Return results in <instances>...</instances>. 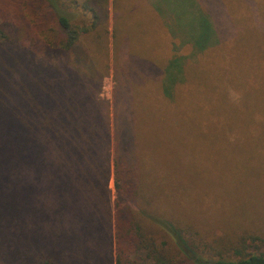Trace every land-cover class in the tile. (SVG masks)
I'll return each instance as SVG.
<instances>
[{
    "label": "trees",
    "instance_id": "obj_1",
    "mask_svg": "<svg viewBox=\"0 0 264 264\" xmlns=\"http://www.w3.org/2000/svg\"><path fill=\"white\" fill-rule=\"evenodd\" d=\"M41 1L57 34L53 43L46 42V35L43 40L57 59L36 66L30 64L34 58L12 55L13 68H25L26 73L14 70L18 76L10 75L0 108V118H5L0 123V172L8 178L6 185H0V205L5 201L7 211L0 206V212L8 218V236L12 238L14 231L28 243L26 248L37 252L52 248L61 258L57 262L50 252L35 264H65L63 259L66 264H85L84 253L89 254L87 264H264L260 248L264 234L207 241L188 218L175 216L193 214L188 205L176 202L179 185L163 190L140 176L136 158L142 123L133 51L122 55L121 69L119 62L114 69L112 105L99 94V63L87 61L98 55H81L89 53L86 47L94 53L101 46L98 29L107 0L75 2L90 21L72 19L58 0ZM209 1L187 0L184 8L180 0H153L152 12L165 20L182 45L192 47L194 55L203 54L223 45L221 25L208 9ZM245 2L252 8L253 28L264 37L260 5L256 0ZM33 15L42 22L40 13ZM104 16L108 18V13ZM105 32L110 33L108 27ZM122 41L125 49L131 48L127 30ZM170 71L157 75L159 89L150 95L161 118L179 107L183 96L184 79L171 84ZM229 100L238 104L240 91L231 90ZM112 171L114 205L108 186ZM101 242L104 250L98 249Z\"/></svg>",
    "mask_w": 264,
    "mask_h": 264
},
{
    "label": "rangeland",
    "instance_id": "obj_2",
    "mask_svg": "<svg viewBox=\"0 0 264 264\" xmlns=\"http://www.w3.org/2000/svg\"><path fill=\"white\" fill-rule=\"evenodd\" d=\"M58 1L72 19L91 20L74 6L76 1L82 3L83 0ZM144 1L107 0L104 15L107 12L108 18L103 15L98 29L101 46L94 53L86 47L89 53L81 54L98 55L90 56L87 61L93 59L99 63L101 99L113 104L114 69L117 62L121 65L125 58L122 55L133 51L142 123L136 162L142 179L156 182L163 190L179 185L176 202L188 205L193 214L175 213V216L188 218L207 241L222 237L235 240L242 233L262 236L264 37L253 28L251 6L245 0L209 1L211 8L208 9L216 13L217 24L221 25L223 45L194 55L192 47L182 45L179 38L171 35L165 20L161 22L153 14V0ZM256 2L264 19V0ZM187 4V0H180L181 7ZM45 8L41 0H0V108L6 101L5 89L10 75L18 76L14 70L26 73L25 68H13L12 55H23L25 60L34 58L30 64L36 66H48L57 59L53 48L43 40L46 35V42L53 43L57 35L56 31L52 32L54 22L45 15ZM34 11L40 13L42 22L33 15ZM130 15L129 20H124ZM223 15L230 17L224 19ZM124 26L133 50L125 49L122 43L124 32L126 34ZM201 55L206 56L199 60ZM164 69L170 71L171 84L179 78L185 82L181 85L180 106L161 118L150 95L152 89H159L157 75ZM231 90L240 91L238 104L229 100ZM4 122L5 118L1 117L0 123ZM156 126L158 133L154 132ZM0 174V185H6L7 175ZM108 186L114 205L117 193L113 171ZM2 202L0 206L7 211L5 201ZM7 221L0 212V264H35L51 253L57 262L61 259L52 248L53 251L42 247L38 252L26 248L28 243L23 237H15L14 231L10 238ZM260 248L264 251V244ZM98 249L104 250V243L101 242ZM88 256L82 255L85 264ZM61 262L66 264L65 259Z\"/></svg>",
    "mask_w": 264,
    "mask_h": 264
}]
</instances>
